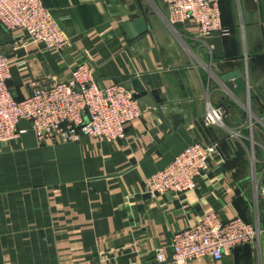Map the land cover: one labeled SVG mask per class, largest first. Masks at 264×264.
<instances>
[{
	"label": "crops",
	"instance_id": "1",
	"mask_svg": "<svg viewBox=\"0 0 264 264\" xmlns=\"http://www.w3.org/2000/svg\"><path fill=\"white\" fill-rule=\"evenodd\" d=\"M42 1L72 44L48 50L21 31L8 42L0 24L17 99L88 62L103 87L140 79L145 111L114 142L40 144L20 122L22 136L0 145V264H172L156 250L170 256L173 235L214 210L259 223V244L191 264H264V0H219L228 33L206 38L169 25L157 0ZM140 17L148 30L128 40L123 25ZM235 72L238 93L224 79ZM208 105L224 110L221 125L204 124ZM195 141L220 144L196 191L148 195L146 180Z\"/></svg>",
	"mask_w": 264,
	"mask_h": 264
},
{
	"label": "built area",
	"instance_id": "2",
	"mask_svg": "<svg viewBox=\"0 0 264 264\" xmlns=\"http://www.w3.org/2000/svg\"><path fill=\"white\" fill-rule=\"evenodd\" d=\"M219 2L163 0V13L172 27L194 24L203 38L216 32L227 34ZM0 24L9 34L24 32L48 50L62 52L72 44L42 0H0ZM11 62L0 51V145L22 136L25 131L19 128L21 121L31 124L40 144L77 142L84 136L100 142L121 141L127 137V124L145 111L135 91L122 84L101 86L96 67L88 62L78 64L67 81H30L32 93L19 100L8 84L12 79ZM223 116L221 107L208 105L204 124L221 125ZM219 148L218 142L195 141L187 145L165 168L146 180L145 191L151 195L196 191L197 178L206 171ZM261 230L259 223L241 217L225 220L219 211H210L195 225L173 235L170 256L164 246L159 247L156 260L172 264H191L203 257L221 260L236 247L258 245Z\"/></svg>",
	"mask_w": 264,
	"mask_h": 264
},
{
	"label": "water",
	"instance_id": "3",
	"mask_svg": "<svg viewBox=\"0 0 264 264\" xmlns=\"http://www.w3.org/2000/svg\"><path fill=\"white\" fill-rule=\"evenodd\" d=\"M157 2H158V6H159L160 10L162 12H164L165 7L163 4V0H157ZM57 22L60 25V27L62 29H64V26L62 25V23L60 21H57ZM123 28L125 29V32L127 33L128 40H133V39L137 38L140 34L146 32L148 30V27H147V24H146L144 17L137 18L134 21H131V22L124 24ZM7 41L8 42L12 41V35L11 34L7 35ZM224 79L225 80H233V82H229V85L234 87L235 93H238V92L246 89L245 79L242 78L240 76V74L237 72L231 73V74L225 76ZM123 85L128 90H138V89L143 87V83L140 79H135L131 82L124 83ZM146 93H147L146 91L138 92V93L135 92V97L140 98L143 95H146ZM154 94L156 95L157 92H154ZM244 153H245V150L243 149V147L240 144H238L237 154L242 155ZM263 183H264V181H263ZM148 195H150V194L148 193Z\"/></svg>",
	"mask_w": 264,
	"mask_h": 264
}]
</instances>
